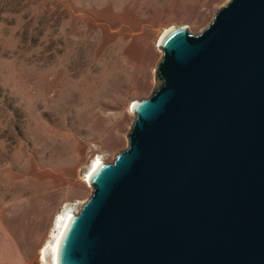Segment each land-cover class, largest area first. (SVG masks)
Wrapping results in <instances>:
<instances>
[{
	"label": "water",
	"instance_id": "obj_1",
	"mask_svg": "<svg viewBox=\"0 0 264 264\" xmlns=\"http://www.w3.org/2000/svg\"><path fill=\"white\" fill-rule=\"evenodd\" d=\"M159 46L160 84L91 174L58 264H264V0Z\"/></svg>",
	"mask_w": 264,
	"mask_h": 264
},
{
	"label": "rangeland",
	"instance_id": "obj_2",
	"mask_svg": "<svg viewBox=\"0 0 264 264\" xmlns=\"http://www.w3.org/2000/svg\"><path fill=\"white\" fill-rule=\"evenodd\" d=\"M228 2L0 0V226L13 262L41 264L56 216L91 196L93 160L128 147L133 102L160 84L163 34L200 33Z\"/></svg>",
	"mask_w": 264,
	"mask_h": 264
},
{
	"label": "bare ground",
	"instance_id": "obj_3",
	"mask_svg": "<svg viewBox=\"0 0 264 264\" xmlns=\"http://www.w3.org/2000/svg\"><path fill=\"white\" fill-rule=\"evenodd\" d=\"M136 100L133 102V104ZM105 162L102 158H96L93 160L90 169L87 174L86 181L90 183V177L93 171L101 164ZM91 185V184H90ZM71 205V204H70ZM75 206H69L63 209L55 218L54 229L51 234V240L48 241L40 251L41 264H58V250L61 238L64 231L71 219V217L77 213Z\"/></svg>",
	"mask_w": 264,
	"mask_h": 264
},
{
	"label": "crops",
	"instance_id": "obj_4",
	"mask_svg": "<svg viewBox=\"0 0 264 264\" xmlns=\"http://www.w3.org/2000/svg\"><path fill=\"white\" fill-rule=\"evenodd\" d=\"M3 233L9 234L10 231L6 226L2 225L0 226V264H17L18 262L12 261L16 260L17 258L12 254L13 246L11 242H9L10 234L8 236H3ZM3 237L4 239L2 240Z\"/></svg>",
	"mask_w": 264,
	"mask_h": 264
},
{
	"label": "built area",
	"instance_id": "obj_5",
	"mask_svg": "<svg viewBox=\"0 0 264 264\" xmlns=\"http://www.w3.org/2000/svg\"><path fill=\"white\" fill-rule=\"evenodd\" d=\"M132 105H133V104H132ZM131 108H132V106H131ZM132 111H133V108H132ZM133 112H134V111H133ZM75 207H76V206H75ZM75 210L78 212V208H77V207L75 208Z\"/></svg>",
	"mask_w": 264,
	"mask_h": 264
}]
</instances>
